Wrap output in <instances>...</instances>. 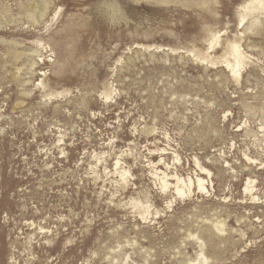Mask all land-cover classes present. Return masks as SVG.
I'll list each match as a JSON object with an SVG mask.
<instances>
[{"label":"rangeland","instance_id":"374dc122","mask_svg":"<svg viewBox=\"0 0 264 264\" xmlns=\"http://www.w3.org/2000/svg\"><path fill=\"white\" fill-rule=\"evenodd\" d=\"M204 259L264 264V0H0V264Z\"/></svg>","mask_w":264,"mask_h":264},{"label":"bare ground","instance_id":"6f19581e","mask_svg":"<svg viewBox=\"0 0 264 264\" xmlns=\"http://www.w3.org/2000/svg\"><path fill=\"white\" fill-rule=\"evenodd\" d=\"M255 2H258L259 4L263 2V0H254ZM244 21V19H241L240 20V24H242ZM239 24V25H240ZM234 68H231V71L233 73V76H237V74L239 73V70L238 72H234ZM237 78V77H236ZM249 161V160H248ZM160 162V161H159ZM254 162V161H253ZM117 162H116V166H117ZM198 164V163H197ZM115 166V167H116ZM199 166V165H198ZM117 169V168H116ZM199 171H200V175H203V176H209V172L200 167L199 166ZM120 171H122L120 169ZM126 172V171H125ZM125 172H119L118 175L120 176V180L119 181H122V183L124 184L125 183V180L126 178H124V176L126 177V173ZM169 176V174H164L163 173V177L161 178V184H162V191H167V190H170V189H173V195L176 196V198H183L191 193H194V190H199L200 192H205L206 188H205V185H204V180L199 178V177H196L195 179H192V178H189L187 179V181L183 178H181L180 176H178L177 174H173L171 175V178L170 179H167ZM198 176V175H197ZM174 178V179H173ZM168 181H171L170 183H168ZM247 184L245 185V188H244V193H250L251 192V189H250V181L246 182ZM126 185V184H125ZM124 186V185H123ZM253 198L255 199V197L253 196ZM199 263V262H198ZM206 263V260L204 259V261H202L201 264H205ZM189 264H196V262H191Z\"/></svg>","mask_w":264,"mask_h":264}]
</instances>
